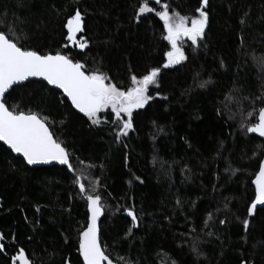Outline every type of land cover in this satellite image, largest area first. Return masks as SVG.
<instances>
[{
	"label": "trees",
	"instance_id": "trees-1",
	"mask_svg": "<svg viewBox=\"0 0 264 264\" xmlns=\"http://www.w3.org/2000/svg\"><path fill=\"white\" fill-rule=\"evenodd\" d=\"M141 2L0 0V30L9 38L41 53L59 50L118 87L161 67V86H150L153 99L134 110L133 129L119 140L110 109L101 114L106 123L93 125L45 82L6 94L8 106L47 117L72 167H31L0 141V264H12L20 248L30 264H83L78 236L88 209L77 175L101 196V243L119 264H264V208L247 217V230L242 223L264 141L240 126L255 123L247 114L262 106L264 0H209L203 40L187 41L186 60L169 68L162 65L170 44L155 12L167 4L170 13L192 16L199 0H149L154 11L137 18ZM77 8L89 41L83 50L69 47L64 28ZM197 80L210 83L199 88ZM194 241L203 255L192 252Z\"/></svg>",
	"mask_w": 264,
	"mask_h": 264
},
{
	"label": "snow or ice",
	"instance_id": "snow-or-ice-1",
	"mask_svg": "<svg viewBox=\"0 0 264 264\" xmlns=\"http://www.w3.org/2000/svg\"><path fill=\"white\" fill-rule=\"evenodd\" d=\"M159 2L160 0H156L157 4ZM208 3L209 0H199V7L195 9L196 14L192 16L181 15L175 11L170 13L167 4L163 6V10L155 12L156 16L163 21L166 32L164 39L170 44V49L164 53L166 61L162 65L163 68L181 64L186 60L183 48L185 40L191 41L195 47L199 46L210 22ZM153 11L154 9L149 7V0H144L139 5L136 17L139 18L142 14ZM12 27L14 28L15 25ZM64 28L67 31L66 39L75 47L82 50L87 47L89 41L83 35H79L77 39L78 34L84 31V15L78 8L67 17ZM260 63L264 66V57L261 58ZM160 73L161 67H152L141 76L131 75L130 83L126 88L118 87L108 74L99 69L89 71L84 63L79 60L74 61L69 55L59 50L53 54L25 48L9 38L5 30H0V141L8 145L12 152L22 154L28 165L58 161L71 169L69 153L66 147L54 138L47 117H41L37 111L26 112L18 107L8 106L4 98L6 90L30 77H41L49 85L62 89L72 105L88 117L93 125L106 123L107 121L102 120L101 114L104 110L110 109L118 124L113 131L116 139L119 140L121 136H127L129 130L133 129L134 110L143 109L153 99V96L149 94L150 86L157 88L161 86ZM209 83L208 80H197L195 86L206 88ZM156 95L159 96L160 92L157 91ZM164 98L167 99L166 96ZM256 99L262 106L247 114L253 116L256 122L240 126L249 133H258L260 137H264V95ZM229 170L236 171L230 168L225 169V171ZM81 179V176L77 175L75 183L84 194L89 215L87 227L79 232L77 251L83 264H105V262L114 264L106 254V246H101L98 236L97 219L101 216L103 207L101 196L96 194L94 187L91 192L86 191ZM252 184L255 186V194L247 207V216L242 222L245 230L250 224L247 217L253 216L258 204L264 205V159L259 161L258 171L254 173ZM125 211L131 218L132 227H135L138 215L132 208H127ZM220 223L224 224L225 221L220 220ZM131 230L129 228L128 233ZM2 239L3 236L0 234V240ZM3 247V244H0V249ZM191 250L196 255H203L199 252L195 241ZM11 261L12 264H16L17 261L19 264H30L23 248L17 250V253L11 257ZM65 264H68L67 260ZM172 264L176 262L172 261ZM241 264H244V261H241ZM248 264L251 262L249 261Z\"/></svg>",
	"mask_w": 264,
	"mask_h": 264
},
{
	"label": "water",
	"instance_id": "water-1",
	"mask_svg": "<svg viewBox=\"0 0 264 264\" xmlns=\"http://www.w3.org/2000/svg\"><path fill=\"white\" fill-rule=\"evenodd\" d=\"M82 34V33H81ZM81 34H78V36H77V39L79 38V35H81ZM69 47H71V48H73V47H75L71 42H69ZM29 81H41V82H45L49 87H51V88H54V89H56V90H58V91H60L66 98H67V96L63 93V91H62V89H59V88H57V87H55V86H53V85H49L48 83H47V81H45V80H43V78H41V77H30L28 80H26V81H24V82H19V84H17V85H13L10 89H8V90H6V93H5V96H6V94L7 93H9L10 91H11V89L13 88V87H15V86H19V85H22V84H25V83H27V82H29ZM5 98V97H4ZM69 101H70V99L69 98H67ZM71 102V101H70ZM50 131H51V129H50ZM251 135H255V136H257V137H259L260 139H262L263 141H264V137H260L259 136V134L258 133H250ZM55 138V137H54ZM1 143H3L10 151H11V149H10V147L8 146V145H6L3 141H1ZM13 154L15 155V156H20V157H22V154H19V153H15V152H13ZM23 158V157H22ZM263 159H264V157H263ZM69 163H70V157H69ZM54 165H58V166H61V167H63V166H68V165H65V164H61L60 162H58V161H51V162H48V163H36V164H33V165H29V166H31V167H40V166H54ZM82 182V181H81ZM253 185V184H252ZM253 187H254V189H255V186L253 185ZM264 208V205H257V207H256V209L254 210V214H253V216H255L256 214H257V211L259 210V209H263ZM135 212V211H134ZM136 213V212H135ZM124 216H126V217H128V218H130L128 215H127V212L126 211H124ZM88 215H89V212H88ZM104 215H105V211H104V208L102 207V213H101V216L97 219V226H98V236H99V239H100V243H101V222H102V219H103V217H104ZM131 219V218H130ZM136 227H138V221H137V224H136ZM101 246H102V243H101ZM103 247V246H102ZM81 258V257H80ZM110 258V257H109ZM82 259V258H81ZM111 259V258H110ZM113 262H114V264H119V263H117V262H115L114 260H113ZM105 264H106V262H105ZM244 264H246L245 262H244Z\"/></svg>",
	"mask_w": 264,
	"mask_h": 264
},
{
	"label": "rangeland",
	"instance_id": "rangeland-1",
	"mask_svg": "<svg viewBox=\"0 0 264 264\" xmlns=\"http://www.w3.org/2000/svg\"><path fill=\"white\" fill-rule=\"evenodd\" d=\"M188 40H185V42H184V44L187 42ZM82 178V177H81ZM83 179H81V181H82ZM83 183V182H82ZM19 264V263H18Z\"/></svg>",
	"mask_w": 264,
	"mask_h": 264
}]
</instances>
